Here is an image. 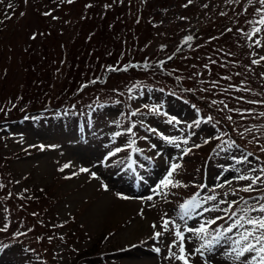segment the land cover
Segmentation results:
<instances>
[{
	"label": "rangeland",
	"instance_id": "1",
	"mask_svg": "<svg viewBox=\"0 0 264 264\" xmlns=\"http://www.w3.org/2000/svg\"><path fill=\"white\" fill-rule=\"evenodd\" d=\"M68 1L0 0V31L5 26L9 27L4 37L0 36V80L5 75V67L10 72L6 82L8 84L5 87L6 92L2 94L0 90V113L5 110L11 112L18 96L21 93L25 94L28 90L30 78L27 79L21 70V66L24 65L22 61L27 54L33 53L38 66L42 64L43 79L47 82L46 85L50 91L51 73L47 70L45 63L50 57L57 59L58 52L62 55L63 48L68 58L72 56L69 54L72 51L83 61L93 59L96 63L105 62L114 67L118 62V56L113 58L106 49L104 42H107V39L115 41L120 51L123 50L122 46L128 49L135 43L139 52L137 57L146 62H153L154 59L158 62L157 58L166 59L175 54L174 59H176H173L172 66L177 68L176 75L187 81L191 91L202 86L206 94L211 89L219 91L226 85L220 78L222 77L235 83L236 90L233 89V91H237L238 97L255 99L264 104V24L258 23L262 15L259 10L264 8V5H261L259 0H141L143 25L135 26V34H131L133 40L127 37L136 19H128L134 4L133 0H71L69 3L72 13L65 10V7L69 6ZM25 2L28 15L21 18L19 24L13 27L12 19L14 16H19ZM40 14H43V18ZM105 20L108 23L105 25L104 36L101 29L104 30ZM45 25L55 33L54 37H48L45 33L30 36L32 32H36L35 30L42 32L43 28L45 31L47 29ZM109 28H115V32L111 33ZM256 28H260V31L255 32ZM195 34V38H192L191 36ZM76 39H78L77 44H73V49L69 50V44ZM184 39L190 40L188 44L181 43ZM61 42H64V46H61ZM127 49L124 52V59L119 62L120 68L127 65L128 52L132 53ZM131 56V61H135L136 53ZM8 57L14 59H8ZM164 63V68L173 71V68L169 66L170 61ZM99 70L95 73L98 74ZM211 70L213 75H210ZM102 72L104 71L99 73V79ZM33 76L35 78V74ZM213 80H216V86L211 85ZM121 85V78L115 77L106 82L104 88H97L90 97H83L85 105L93 108L95 120L101 119L100 111L101 115H104L103 127L99 121L97 124L100 127L93 132H87L81 128L78 134H72L70 127L67 126H56L47 132L48 125L45 124L52 116H55L56 112L52 113L56 111L54 109L28 116L14 125L0 126L3 130L0 132V149L3 150L0 152V170L14 180L18 185L15 191L31 207L27 210L23 208L21 215L40 222L52 218L49 214L54 213L53 219L59 228L68 223V231L63 235L68 236L71 231L81 233L87 238L86 244L82 243L83 248H87L92 254L111 251L110 255L105 257L107 261L105 259L102 262L89 260L86 264H183L182 260L169 258L171 253L177 256L181 253L179 246L171 247L170 251V246L175 239L172 234L175 226L170 224V231L164 232L162 225L165 219H174L175 225H178L184 236H187L184 254L187 255L189 264H205V261L207 264H246V260L240 263V259L235 258L234 252H231L229 259L227 258L230 262L218 257L214 260L211 256L202 260L199 253L194 251L199 246L197 234L188 231L189 228L185 226L191 221L192 215L198 212L196 213L195 210L191 218H186L184 221L178 218V213L171 212L174 209H176L174 212H179L178 209L182 205L179 203L192 200L204 190V186H200L197 166L202 165L204 155L211 150L212 146L209 144L214 138L213 133L220 134V131H225L220 123L217 127L219 126L221 130H215L210 125H203L200 129L202 122L190 124L187 119L192 117L187 115V108L180 107L177 102H168L158 97L154 91L150 90V85L140 82L136 88H126L122 93L130 96L138 114L142 110H147L156 116L150 123L151 136L144 135L149 138V141L139 148L141 154L146 150L148 158H152V156H158L154 151V145L157 146L158 151L165 149L160 144L163 142L162 138L157 134L174 138V141L163 142L169 146L168 150L161 154L160 158L155 159L153 164L146 163V171L137 169L126 171L127 173L117 172L120 178L118 181L129 182V184H132L133 173L141 171L144 175L146 174L145 195H142L139 200L122 199L124 195L134 198L136 196L133 194L134 189L137 188L133 187L129 191L118 181L102 177L101 174L97 175L100 168H94V164L105 159L115 147L108 142V132L121 130L120 117L115 112V109L120 106L113 102L117 98L112 95L115 88L119 89ZM1 86L0 83V88ZM157 86L160 89L164 87V91L171 89L164 82ZM11 91L15 94L10 95L9 98L12 100L7 101ZM154 108L157 110L153 111ZM64 112L71 113L67 109H64ZM173 115L182 117L180 121L182 125L179 124L173 128L163 119L168 116L165 118L169 120ZM252 117L254 116H241L240 120L244 122L242 127L237 128L233 123L231 128L234 135L238 134L248 140L244 142L243 149L252 150L261 161L253 163L254 158L251 154L240 156L242 151L233 144L229 138L230 135L226 136L228 143L215 150L217 158L212 157L211 160L215 161L208 165V169L211 170L208 184L210 194H206L198 201L199 204L204 205L198 210L202 211L208 205H212L210 212H221L227 205L230 206V201L243 202L250 194L255 197L261 196L264 201V137L258 133L256 121L248 122ZM143 118L138 117L139 120ZM256 120L264 124V114L260 117L256 116ZM212 123L216 124V121ZM248 125H250L249 128ZM54 128L56 131H53ZM181 128L187 134L181 131ZM153 129L155 131H152ZM199 129L200 131L197 132ZM184 135L187 137L184 140L187 143L184 141L180 143L177 137L183 138ZM40 139L46 140L47 143L37 142ZM67 144L83 147V150L71 149ZM36 145L42 146V149L34 152ZM52 146L53 149H51ZM61 146L64 147L62 150ZM203 146L206 150L203 149L200 155L187 159L188 161L181 160L182 154H186L188 150L195 149L188 152L189 156ZM26 147L33 152L23 159H17L19 155L15 152L23 151ZM8 153H12L11 161L8 165L1 164L6 159L2 158V155H8ZM233 158L237 160H232ZM57 162H72V167L76 168V171L67 170L60 175L56 174ZM173 163L179 165L176 173H173V182L176 186H161V191L157 193L159 196L153 198V195H156L152 192L154 182L160 179L168 166ZM214 163H216L215 166L222 164L220 169L213 168ZM142 164L144 162L140 161V165ZM83 166L92 167L88 175L79 173V169ZM242 176L247 179H240ZM249 185L253 190L244 191L243 189ZM32 192L41 196L47 195V197L42 201L36 200L32 197ZM212 197L215 199H211ZM220 201L225 202V205L219 204ZM254 203L253 200L252 204ZM238 205L239 203L235 205V210ZM4 209L3 199L0 198V221L4 219L2 213ZM153 224H156V228L163 233L155 246H152ZM222 225L224 226L225 223L223 222ZM192 228L197 229V224ZM107 234L110 237L105 242L104 238ZM145 242L148 245V248L146 245L147 250L137 247L133 251L128 250L133 245ZM243 244L244 242H241L240 246ZM45 245L49 248L47 253H52L54 245H51L49 240L45 241ZM157 247L160 248V252L155 251ZM54 254H58V249H54ZM16 255L15 252L8 254L11 258ZM11 258H6L4 262L1 260L0 264H19L16 259ZM16 261L17 263H14Z\"/></svg>",
	"mask_w": 264,
	"mask_h": 264
},
{
	"label": "snow or ice",
	"instance_id": "2",
	"mask_svg": "<svg viewBox=\"0 0 264 264\" xmlns=\"http://www.w3.org/2000/svg\"><path fill=\"white\" fill-rule=\"evenodd\" d=\"M71 2V0H69ZM261 5H264V0H259ZM261 12V19L258 21L259 24H264V8L259 10ZM260 28H256L255 32H259ZM188 39H191V37H188ZM157 109H153V111H156ZM135 115V113H133ZM210 119V118H209ZM131 131V129H129ZM152 131H155L154 129ZM165 140L168 139V137H164ZM187 143V141H184ZM135 141H132V144H134ZM131 146V145H129ZM179 147V145H177ZM121 151V149L117 148L116 152ZM109 156L115 155V153L110 152L108 154ZM67 167V165L65 166ZM143 167V165H141ZM179 167L178 164H171V170L168 172L167 176L161 181V186L167 187L169 185L176 186V183H174L171 180V177L173 175V172ZM81 171H88V169L82 168ZM94 175V174H93ZM240 179H247V177H240ZM259 179V177H257ZM255 183V182H253ZM244 191H252V186L249 185V187L243 189ZM126 198V197H125ZM151 199V197H149ZM211 199H215L212 197ZM245 207L241 209V215L237 217L236 212H232L229 219H232V217H237L233 220V222L224 229L223 233H218L216 237H214L211 240H206L205 243L198 246L194 251L199 253L201 256L204 255V252H212L214 250V247L216 245H219L221 243V240L226 238L228 240H232V237L227 236L225 237V233H231L233 229H243L242 232L239 233V239L233 241V244L235 247L231 249L232 252L235 253V258L239 260L241 257H244L246 260V264H264V204H259V207H253L251 205H248L247 202H245ZM200 207V204L197 202L196 197H193L192 200L188 201L186 204H183L180 206L181 211L178 213V218L181 221H184L186 218H191V215L195 212L197 208ZM251 212H259L261 215L252 217L249 215ZM216 219H223V217H217L210 222L206 223H215ZM173 224L175 227L172 230V234L174 235L175 239L173 240L171 247L179 246L181 255H176L175 253H171V256L169 258H175L177 260H182L183 264H189V261L187 259V255H185V248H184V233L180 229L178 225H175L174 219H165L164 223L162 225V228L164 232L170 231L169 225ZM155 229L157 227L156 224L152 225ZM5 229H0V231H5ZM188 231L194 232L197 234L198 238L204 239V233L206 232L205 225H201L197 229H188ZM161 231H156L154 233V239H159L162 236ZM254 240L255 243H252L250 241ZM241 242H244L243 246L241 245ZM6 247V246H5ZM156 252H160V248H155ZM252 254V259L247 260V257L245 254ZM230 254V253H229ZM205 264H207V261H205Z\"/></svg>",
	"mask_w": 264,
	"mask_h": 264
}]
</instances>
